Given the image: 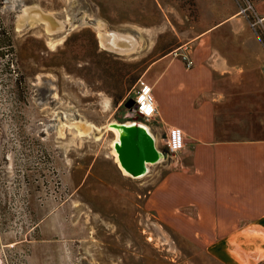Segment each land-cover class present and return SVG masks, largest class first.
I'll return each mask as SVG.
<instances>
[{
    "label": "rangeland",
    "instance_id": "obj_1",
    "mask_svg": "<svg viewBox=\"0 0 264 264\" xmlns=\"http://www.w3.org/2000/svg\"><path fill=\"white\" fill-rule=\"evenodd\" d=\"M148 3L0 0L3 264H224L148 207L150 192L176 168L173 155L164 150L141 179L112 157L110 124L139 119L134 91L156 58ZM33 8L41 17L26 21ZM44 13L64 27L49 32ZM105 30L134 38L136 48H105ZM86 125L92 129L82 132Z\"/></svg>",
    "mask_w": 264,
    "mask_h": 264
},
{
    "label": "crops",
    "instance_id": "obj_2",
    "mask_svg": "<svg viewBox=\"0 0 264 264\" xmlns=\"http://www.w3.org/2000/svg\"><path fill=\"white\" fill-rule=\"evenodd\" d=\"M148 1V50H157L148 83L158 112L130 120L132 138L143 139L147 127L163 158L148 173L164 150L176 167L150 192L148 207L224 264H264L263 44L238 0ZM254 3L264 26V0ZM171 127L186 137L176 153L167 146Z\"/></svg>",
    "mask_w": 264,
    "mask_h": 264
},
{
    "label": "bare ground",
    "instance_id": "obj_3",
    "mask_svg": "<svg viewBox=\"0 0 264 264\" xmlns=\"http://www.w3.org/2000/svg\"><path fill=\"white\" fill-rule=\"evenodd\" d=\"M33 9L34 10L26 11L27 13L24 17L26 21H27L28 16H30L31 18L33 15L39 12V10L37 11L35 8ZM38 15L39 17H41L40 12L38 13ZM22 21H24V19ZM49 23L53 25L58 24V25H61V27L63 26L62 23L58 22V20L57 21L51 20ZM114 33L115 35H112V33L108 32V30H105L101 33L100 35L101 43L105 48L111 51H116V52H129L130 50L136 48L137 41L134 38L128 35H123L120 33L116 34V32ZM122 124H125V125L121 126ZM110 126L117 134V137H116L117 139L114 143V148H113L114 154H115L117 161L119 162V165L121 166V168L126 174L131 175L136 178H141L146 174L147 169H149L148 168L149 164H154V163H158L162 161V157L158 156V153L155 150H153V147H154L153 138L147 127L143 128L144 126L142 127V125H140L142 128L140 127L139 128L144 131L141 133L143 134V139H138L140 141L138 142L136 146H134L133 142L132 144L131 142H125V138L129 136L132 137V135L135 134L136 129H137L135 128L137 127L136 123L132 121L127 122V123H116V122L114 123L113 122L110 124ZM90 129H92V127L89 125H86L84 127L82 126V132L89 131ZM137 138H139V136H137ZM149 143H151V147L149 146ZM125 153L134 154L133 160L130 159L133 161L134 164L139 163L149 153H152L153 157L151 159H148V161L146 160L144 162L143 168L141 170H129L128 168L124 166V162H128L129 160L126 158Z\"/></svg>",
    "mask_w": 264,
    "mask_h": 264
},
{
    "label": "built area",
    "instance_id": "obj_4",
    "mask_svg": "<svg viewBox=\"0 0 264 264\" xmlns=\"http://www.w3.org/2000/svg\"><path fill=\"white\" fill-rule=\"evenodd\" d=\"M242 1V3H241ZM240 3L241 13L248 19L251 27L254 29L258 37L260 38L264 47V35L260 29L263 19L258 16L255 8L250 0H238ZM178 54V53H176ZM182 59L185 61L186 66L191 68L194 66V60L188 52L181 54ZM135 109L137 118L143 120H151L158 112L156 105V99L153 92L152 85L145 80L139 81L135 88ZM186 144V137L183 130L179 127H171L169 129L167 146L170 153H176L184 148Z\"/></svg>",
    "mask_w": 264,
    "mask_h": 264
},
{
    "label": "water",
    "instance_id": "obj_5",
    "mask_svg": "<svg viewBox=\"0 0 264 264\" xmlns=\"http://www.w3.org/2000/svg\"><path fill=\"white\" fill-rule=\"evenodd\" d=\"M41 12V11H40ZM50 16V15H48L47 13H44V15H43V17L44 18H42V20L44 21V22H46V29L49 31V32H52V31H55V30H60V29H62L63 27H64V25L61 27V25H58V24H55V25H53V24H51V23H49V22H47V20H49L50 19V17H47V16ZM47 19V20H46ZM50 21H51V19H50ZM49 23V24H48ZM26 24V22L25 21H19V25L20 26H23V25H25ZM112 33V35H115V33H114V31L113 32H111ZM125 124H122L121 126H124ZM148 138V137H147ZM138 139H140V138H137V137H134V138H132V137H126L125 138V142H133V145L134 146H136L137 144H138V142L140 141V140H138ZM125 156H126V158L127 159H129L128 160V162H124V166L126 167V168H128L129 170H141L142 168H143V165H144V162L147 160L148 161V159H151L152 157H153V155H152V153H149V154H147L139 163H136V164H134L133 163V158H134V154H131V153H125ZM136 156V155H135ZM130 159H132V160H130ZM131 161V162H130ZM0 255H2V254H0ZM4 262H2V261H0V264H3Z\"/></svg>",
    "mask_w": 264,
    "mask_h": 264
}]
</instances>
